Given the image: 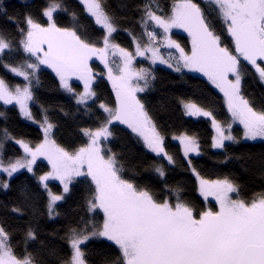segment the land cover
I'll list each match as a JSON object with an SVG mask.
<instances>
[{
	"label": "snow or ice",
	"instance_id": "1",
	"mask_svg": "<svg viewBox=\"0 0 264 264\" xmlns=\"http://www.w3.org/2000/svg\"><path fill=\"white\" fill-rule=\"evenodd\" d=\"M80 3L83 13L102 32L95 40L80 23V14L63 0H48L41 12L46 18L44 23L31 13H25L22 20L13 19L0 6V14L17 25L19 36L16 39L0 30V64L25 81L22 85H11L0 77V101L5 105L15 102L20 114L43 131L42 141L33 143L17 139L7 127L0 129V176L5 177L0 178V189L9 190V181L21 169L35 175L33 165L39 157H45L51 170L39 175L37 181L47 194V214L51 218L59 215L57 202L65 199L73 182L79 177L91 178L94 189L87 200V211L95 213L101 209L103 221L81 217L75 226H69L60 237L69 246V253L61 258L60 264H97L89 243L101 238L110 242L109 248H114L115 254L105 255L99 264H264V192L244 199L240 186L230 176L205 179L188 158L200 151L193 137L183 135L176 139L182 145L184 163L199 181V192L205 199L214 197L218 210L196 208L182 199L179 186L173 188L165 182L163 191L170 195L161 196L139 185L135 174L127 175L125 163L106 146L113 136V122H121L160 161L178 166L166 150L165 136L138 96L156 79L151 65L147 68L135 65L136 57L146 55L152 65L159 61L176 72L184 69L202 72L223 93L232 119L228 124L217 120L212 111L182 101L188 115L211 119L216 132L212 147L226 152V141L239 143L232 134V124L237 122L243 126L242 139H264V106L257 108L255 101L242 91V81L249 75L264 83V0H173L168 11L158 0H144L137 5L141 13L138 21L141 37L129 31L134 51L114 42L113 34L118 32L120 21L109 11L106 0H80ZM61 13L69 14L68 26L58 24L56 17ZM210 16L221 25L220 32L230 36L233 48L224 43ZM174 28L188 32L190 52L171 38ZM164 44L176 49V55L170 53L165 59L160 54V46ZM19 54L24 58L16 64L5 59ZM93 57H98L107 70L115 92L114 106L101 101L98 110H102V118L97 117L94 128L81 129L86 142L69 150L53 139L57 125L51 120L50 108L36 98L34 82L39 84L38 73L42 65H47L59 78V87L74 97L78 108L89 113L92 111L89 102L95 104L99 99L93 88L96 75L89 64ZM72 77L83 81L82 91L72 87ZM30 103L38 106L39 118ZM9 141L20 145L23 155L5 158L4 145ZM152 167L166 181L165 164L154 163ZM53 180L62 184L60 194L49 188ZM21 192L25 200L31 199L26 187ZM10 210L23 215L20 207L13 206ZM37 239L38 233L29 223L23 246L14 244L12 233L0 222V264H46L40 250L29 251V242ZM55 254L56 249L49 251V255Z\"/></svg>",
	"mask_w": 264,
	"mask_h": 264
},
{
	"label": "trees",
	"instance_id": "2",
	"mask_svg": "<svg viewBox=\"0 0 264 264\" xmlns=\"http://www.w3.org/2000/svg\"><path fill=\"white\" fill-rule=\"evenodd\" d=\"M63 2L71 10L80 14V23L94 40L102 35L92 18L83 13L79 0H63ZM106 2L109 11L120 21L118 32L113 34L114 41L127 49H133V40L129 31L138 38L141 37L142 30L138 24L141 13L137 10V5L142 4L144 0H106ZM172 2L173 0H158L165 11L170 9ZM47 3L48 0H0V6L7 9L9 17L22 20L25 13H31L41 23H44L46 19L41 12ZM56 19L61 26H68L70 23L68 13H61ZM209 19L222 35L224 43L233 48L230 36L220 32L219 22L211 16ZM20 26L22 27L23 24ZM0 30H5L11 37L19 39L17 25L2 14H0ZM173 36L179 39L186 49L190 48L186 34L173 32ZM23 58L24 56L19 54L7 56L5 59L8 63L16 64ZM89 64L96 75L93 88L99 97L95 104L89 102L92 108L89 113H85L82 107L78 108L74 97L59 87L58 77L48 68L40 69L39 84L34 82L33 86L36 98L50 108L51 120L57 125L53 130L54 139L69 150L78 148L86 142L87 138L81 129L94 128L97 117L102 118V110H98V104L101 101L114 106L115 92L111 81L107 78V70L103 62L100 59H94L89 61ZM137 65H143L145 68L151 65L156 76L151 86L138 96L153 117L158 130L165 136L166 150L177 160L178 166H168L166 161H160L131 129L122 124L113 123L111 129L113 136L109 138L106 146L116 152L118 158L125 163L126 174H135L139 185L146 186L161 196L170 195L163 191L165 182L173 188L179 186L182 189L183 200L200 210L208 208L217 210V204L213 200L207 201L199 194L197 178L184 163L181 146L174 139L176 136L187 135L195 138L199 144V154L190 156V159L205 179L230 176L240 186V195L244 199L250 198L255 193L264 192V140H243L242 127L235 125L233 131L239 143L226 142V152L223 149H213L214 130L210 119L191 117L183 110L182 101L194 102L212 111L219 121L228 124L231 122V115L223 94L203 76L185 70L176 72L160 65H152L147 60L138 61ZM0 77L11 85L25 83L24 78L7 71L2 64H0ZM74 85L77 90L81 89L79 83ZM242 91L247 98L255 101L257 108L264 106V83L258 82L254 76L249 75L242 81ZM31 108L39 118L38 106L32 103ZM0 113H4L0 116V129L7 127L17 139L33 143L42 141V129L25 119L15 105H5L0 101ZM4 154L5 158L21 156L22 149L14 141H9L4 145ZM161 162L165 164L167 171L166 181L161 179L152 167L154 163ZM48 170L47 162L38 161L33 166L35 175L27 170L20 171L9 181L11 184L9 190L0 189V222H3L12 233L13 243H19L21 247L24 233L30 223L37 231L38 239L29 242V251L40 250L46 264H60L61 258L69 253L68 244L60 239L65 235L68 227L75 226L81 217L95 219L102 223L103 211L97 209L95 213H88L87 200L93 194L94 185L89 177H79L70 186L71 190L65 194V199L57 203L56 211L59 215L50 218L46 207L47 194L37 181V177ZM24 187L28 189L31 196L29 200H25L22 195L21 189ZM49 188L54 193L60 194L63 186L59 181L53 180L49 182ZM13 206L20 207L23 215L11 212L10 209ZM109 243L104 238L89 243L92 259L97 261V264L105 255L115 254V249L109 248ZM52 249H56L55 255H49Z\"/></svg>",
	"mask_w": 264,
	"mask_h": 264
},
{
	"label": "rangeland",
	"instance_id": "3",
	"mask_svg": "<svg viewBox=\"0 0 264 264\" xmlns=\"http://www.w3.org/2000/svg\"><path fill=\"white\" fill-rule=\"evenodd\" d=\"M80 1V0H79ZM152 29H151V27H149V31H151ZM173 32H180V33H184V34H186L187 36H188V38H189V46H190V48L189 49H186L185 48V46L180 42V40L179 39H177V38H175L174 36H173ZM160 35V33H159V31H158V36ZM170 35H171V38L173 39V40H175V41H177L180 45H181V47H183L184 49H185V51L186 52H190V50H191V37L189 36V34H188V32L185 30V29H182V28H174L173 30H172V32L170 33ZM147 41V37L145 36V39H144V42H146ZM115 42V41H114ZM116 43V42H115ZM102 46V45H101ZM121 46V45H120ZM121 47H123V46H121ZM125 48V47H124ZM134 49H135V43L133 42V49H128L129 51H134ZM176 52H177V50L176 49H170V48H168L167 47V45L166 44H164V45H162V46H160V54L165 58V59H168L169 58V54L171 53L173 56H175L176 55ZM150 55V54H149ZM94 59H99L98 57H93L91 60H94ZM90 60V61H91ZM141 60H147V61H149L150 63H151V61L148 59V56L146 55V56H143V57H140V56H138V57H136V60H135V65L137 66V67H144L143 65H137V62L138 61H141ZM170 63H171V61H170ZM155 65H160V66H163V67H166V68H168V69H171V70H174L173 68H170V67H168V65H166V64H162V63H160L159 61H157L156 62V64ZM48 68V69H50L54 74H55V72H54V70H52L51 68H49L47 65H42L41 66V68ZM185 71H188V72H191V73H193V74H197V75H200V76H203V77H205V78H207V76H205L204 75V73H202V72H199V71H194V70H189V69H184ZM175 71V70H174ZM56 75V74H55ZM20 77V76H19ZM23 78V77H22ZM59 79V78H58ZM208 79V78H207ZM210 83H211V81H209ZM74 83H79L80 85H81V89L80 90H77V88H76V86L74 85ZM71 84H72V87L74 88V89H76V91L77 92H80V91H82L83 90V81H80L77 77H72V80H71ZM94 84V83H93ZM212 84V83H211ZM215 86V85H214ZM218 89V88H217ZM219 90V89H218ZM220 91V90H219ZM66 92V91H65ZM221 92V91H220ZM67 93V92H66ZM222 93V92H221ZM69 94V93H68ZM140 93H138V95H139ZM223 94V93H222ZM2 103H4L3 101H1ZM226 104V103H225ZM10 105H15L18 109H19V106L15 103V102H13V104H10ZM31 105H32V103H30V107H31ZM182 106H183V103H182ZM199 106V105H198ZM227 106V105H226ZM200 107V106H199ZM202 108V107H201ZM183 110H184V112H185V114L186 115H188L187 113H186V111H185V109H184V107H183ZM206 110V109H205ZM20 111V110H19ZM231 115V114H230ZM188 116H191V117H195V118H199V117H204V116H192V115H188ZM25 118V117H24ZM205 118H208V119H210L209 117H205ZM25 119H27V118H25ZM28 120V119H27ZM218 120V119H217ZM30 121V120H29ZM210 121H211V119H210ZM32 122V121H31ZM32 123H34V122H32ZM113 123H119V124H122V125H124V126H126V127H128V125H126V124H123V123H121V122H113ZM230 123H232V119H231V122ZM34 124H36V123H34ZM37 125V124H36ZM235 125H239V126H241L242 128H243V126L242 125H240L238 122L237 123H233L232 124V134L234 135V131H233V128H234V126ZM39 126V125H38ZM40 127V126H39ZM213 127V126H212ZM129 128V127H128ZM130 129V128H129ZM213 130H214V136L216 135V132H215V129L213 128ZM43 132V131H42ZM181 136H183V135H181ZM213 136V137H214ZM235 136V135H234ZM176 137H180V136H176ZM176 137L174 138L175 139V141H177L179 144H180V141L178 140V139H176ZM53 139H54V137H53ZM195 139V138H194ZM196 140V139H195ZM243 140H245V139H243ZM256 140H264V139H262V138H257ZM245 141H255V140H245ZM226 142H229V141H226ZM225 142V143H226ZM212 144H213V141H212ZM18 145V144H17ZM20 146V145H19ZM180 146H181V150H182V145L180 144ZM20 148L22 149V147L20 146ZM213 149H217V148H214L213 147ZM22 155H23V149H22ZM192 155H197V153H191L190 154V156H192ZM190 156L188 157V158H190ZM38 161H45V162H47L48 163V165H49V170L48 171H50L51 170V165H50V163L48 162V160L45 158V157H39L37 160H36V163L38 162ZM35 163V164H36ZM34 164V165H35ZM33 165V166H34ZM23 170H27V169H21L20 171H23ZM19 171V172H20ZM47 171V172H48ZM46 173V172H45ZM44 174V173H43ZM42 174V175H43ZM0 178H3V176H0ZM90 178V177H89ZM197 178V177H196ZM91 179V178H90ZM197 183H198V191H199V181H198V179H197ZM62 185V184H61ZM199 194L204 198V196L199 192ZM233 198H236L235 197V195H234V197ZM205 199V198H204ZM205 200H213L216 204H217V210H218V208H219V205H218V203L216 202V200H215V198L214 197H211V196H209L207 199H205ZM59 202V201H58ZM57 202V203H58ZM53 217H55V216H53ZM104 239H106V238H104Z\"/></svg>",
	"mask_w": 264,
	"mask_h": 264
}]
</instances>
